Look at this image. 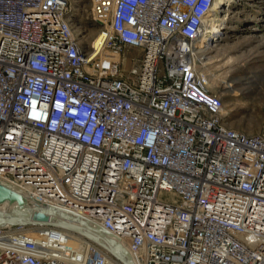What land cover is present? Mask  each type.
<instances>
[{
    "label": "built area",
    "instance_id": "2783aa9c",
    "mask_svg": "<svg viewBox=\"0 0 264 264\" xmlns=\"http://www.w3.org/2000/svg\"><path fill=\"white\" fill-rule=\"evenodd\" d=\"M213 3L94 0L97 46L68 0H0V212L27 210L0 264H264V132L195 46Z\"/></svg>",
    "mask_w": 264,
    "mask_h": 264
},
{
    "label": "rangeland",
    "instance_id": "374dc122",
    "mask_svg": "<svg viewBox=\"0 0 264 264\" xmlns=\"http://www.w3.org/2000/svg\"><path fill=\"white\" fill-rule=\"evenodd\" d=\"M93 1L68 0V4L76 32L85 41L93 38L98 46L101 24L93 21ZM225 6L224 34L215 40L222 50L217 53L212 47L202 54L209 59L201 61L200 71L221 97L231 127L264 132V0H232Z\"/></svg>",
    "mask_w": 264,
    "mask_h": 264
},
{
    "label": "bare ground",
    "instance_id": "6f19581e",
    "mask_svg": "<svg viewBox=\"0 0 264 264\" xmlns=\"http://www.w3.org/2000/svg\"><path fill=\"white\" fill-rule=\"evenodd\" d=\"M228 1L231 2L232 0H214L212 9L213 12L205 20L204 28L201 32V37L196 41V50L200 52V55L205 54V52H207L212 47L216 49L217 53L221 52L222 48L218 47V44H215V40L220 36L222 37V35L224 34L222 32L223 27L221 21L223 20L222 16H224L222 15V13L228 10L225 6V3ZM213 50L214 49H212V51ZM202 58V60L209 59V57L206 56H202ZM222 111L224 110L222 109ZM1 203H3V205ZM0 204V210H3L4 205L7 204V201H0ZM69 243L75 245L77 241L71 239L69 240Z\"/></svg>",
    "mask_w": 264,
    "mask_h": 264
},
{
    "label": "water",
    "instance_id": "95a60500",
    "mask_svg": "<svg viewBox=\"0 0 264 264\" xmlns=\"http://www.w3.org/2000/svg\"><path fill=\"white\" fill-rule=\"evenodd\" d=\"M3 200H9L10 202L17 201V203L21 204L22 196L12 191L8 186L0 183V201ZM26 215H27V210H22V209H19L14 213L3 214L2 212H0V222L1 221L11 222L13 220L22 221V217H25ZM3 216H5L6 218H3ZM66 227H70V226H66ZM75 229L81 231V229L79 228H75Z\"/></svg>",
    "mask_w": 264,
    "mask_h": 264
}]
</instances>
